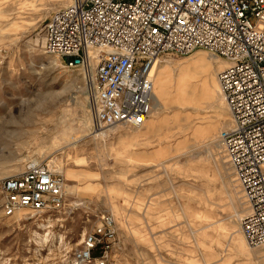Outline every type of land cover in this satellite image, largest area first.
<instances>
[{
    "label": "rangeland",
    "instance_id": "rangeland-1",
    "mask_svg": "<svg viewBox=\"0 0 264 264\" xmlns=\"http://www.w3.org/2000/svg\"><path fill=\"white\" fill-rule=\"evenodd\" d=\"M70 1L0 0V183L37 159L67 190L61 208L17 217L0 197V264H77L106 215L118 240L108 264H264V247L241 234L243 193L215 145L230 118L225 63L204 50L167 59L154 85L162 72L183 106L170 101L139 128L95 130L82 76L42 49V26Z\"/></svg>",
    "mask_w": 264,
    "mask_h": 264
},
{
    "label": "built area",
    "instance_id": "built-area-1",
    "mask_svg": "<svg viewBox=\"0 0 264 264\" xmlns=\"http://www.w3.org/2000/svg\"><path fill=\"white\" fill-rule=\"evenodd\" d=\"M41 37L46 55L82 76L95 130L144 126L167 59L204 50L225 61L217 79L230 118L216 143L243 193L241 232L264 247V0H71ZM66 196L64 177L46 162L0 183L5 217L57 210ZM117 244L115 220L103 216L74 261L108 264Z\"/></svg>",
    "mask_w": 264,
    "mask_h": 264
},
{
    "label": "bare ground",
    "instance_id": "bare-ground-1",
    "mask_svg": "<svg viewBox=\"0 0 264 264\" xmlns=\"http://www.w3.org/2000/svg\"><path fill=\"white\" fill-rule=\"evenodd\" d=\"M215 57V56H214ZM218 58V57H217ZM221 59V58H219ZM222 60V59H221ZM222 62L225 63V66L224 68L226 67V62L222 60ZM224 63H221V66L224 65ZM223 68V69H224ZM159 76V80H156L155 81V85H154V96H153V106H152V110L157 112V111H160L164 105L168 104V102L170 101H173L177 104H180V105H184L186 103L185 99H181V98H184V93L182 91H179L177 92V95L175 96V98L173 99L171 97V94L169 92V89H168V85H166V79H165V75L160 72L158 74ZM186 77V74L183 73L181 75V77L179 78V84L183 81H185V78ZM218 80V79H217ZM169 81V79H168ZM168 84V83H167ZM219 85V84H218ZM223 99V98H222ZM226 105V104H225ZM227 107V106H226ZM147 123V122H146ZM218 148H219V145L218 144H215ZM30 162H33V163H38L39 161L37 159H34V160H31ZM53 170V169H52ZM54 171V170H53ZM55 172H58V171H55ZM67 191V190H66ZM21 213H17L14 217H17L18 215H20ZM242 234V233H241ZM243 236V234H242ZM244 237V236H243ZM245 239V237H244ZM246 241V239H245ZM247 243V241H246ZM248 244V243H247Z\"/></svg>",
    "mask_w": 264,
    "mask_h": 264
},
{
    "label": "trees",
    "instance_id": "trees-1",
    "mask_svg": "<svg viewBox=\"0 0 264 264\" xmlns=\"http://www.w3.org/2000/svg\"><path fill=\"white\" fill-rule=\"evenodd\" d=\"M99 255H100V253H97V255H95V256H97V257H98Z\"/></svg>",
    "mask_w": 264,
    "mask_h": 264
}]
</instances>
